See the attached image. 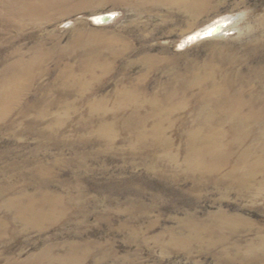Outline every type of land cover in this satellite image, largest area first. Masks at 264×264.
<instances>
[{
    "label": "rangeland",
    "instance_id": "obj_1",
    "mask_svg": "<svg viewBox=\"0 0 264 264\" xmlns=\"http://www.w3.org/2000/svg\"><path fill=\"white\" fill-rule=\"evenodd\" d=\"M161 11L162 20L150 13L139 19L128 8L100 3L58 11L11 45L0 29V70L14 49L29 52L44 43L51 54L6 117L9 126L1 129L0 123V264H264V124L250 123L256 133L245 144L227 133L220 146L234 158L217 173L199 174L187 167L186 131L200 115L198 107L174 114L167 127L172 148L148 150L154 138L137 143L121 123L114 125V140L100 137V118L89 117L88 102L60 87L66 70L69 83L80 79L98 97L133 84L153 93L196 80L230 83L239 73L252 86L259 84L264 48L255 55L244 45L264 42V0H211L196 20ZM103 13L117 18L100 26L94 19ZM230 17L236 18L228 26L231 35L185 43ZM117 38L128 43V53L109 43ZM142 61L154 62L150 73ZM244 85L238 80L235 87ZM62 92L71 96L70 108ZM38 99V107L23 116L22 107ZM251 106L259 108L250 104L249 111ZM41 110L47 111L43 117ZM249 149L250 168H236Z\"/></svg>",
    "mask_w": 264,
    "mask_h": 264
},
{
    "label": "bare ground",
    "instance_id": "obj_2",
    "mask_svg": "<svg viewBox=\"0 0 264 264\" xmlns=\"http://www.w3.org/2000/svg\"><path fill=\"white\" fill-rule=\"evenodd\" d=\"M95 3H100L101 6L111 4L115 7L128 8L138 18L150 13L156 14L162 20L165 17L161 10L170 9L167 13L169 18H172L173 15H184L188 19L190 17L196 20L200 14L206 12L211 0H0V21L8 24L7 27H0L4 33L1 39H5L6 44L11 45L29 27L35 29L40 23L43 24L52 20L54 12L70 11V9H78L79 7L86 9L89 5ZM2 13L6 15L3 19L1 18ZM106 16L111 17V20L105 21L104 17ZM116 18L117 14L103 13L96 15L94 21L103 26L112 24ZM138 22L139 20L135 21L136 27L139 25ZM234 22H236V18L230 17L210 24L192 34L185 43L193 45L200 41L229 36L231 34L228 26ZM171 25L174 27L175 22L172 21ZM163 27L165 29L166 24ZM12 32H16V35H12ZM111 42L109 43L116 47L120 44V54L130 51V46L123 40L117 38L116 42ZM244 46L246 49H252V53L256 55L260 49L264 48V42L256 39L251 41L248 47H246L247 45ZM50 56L51 54L44 43H41L29 52L14 49L2 59V69L0 70V123H4L11 110L21 104L22 96L32 89L43 67L44 60ZM230 62H232V66L236 63L235 60ZM140 64L147 73H150L154 62L142 61ZM256 71L260 82L258 85H255V82L253 86L250 77L248 78L239 73L236 75L237 80H230V83L222 84L215 81V83L208 85L202 80H196L190 85L175 88L167 87L153 93L148 90L146 85L133 84L129 87H120L114 93L101 97L96 95L97 89L83 84L80 79H74L73 83H69L66 80V74L71 72L70 70L63 71L58 82L60 87L74 89L82 100L88 102L89 117L90 115H97L100 118V128L96 131L100 137H106L107 139H105L110 141L114 140L112 138L115 132L114 125L121 123L123 130L132 131L135 134L137 143L144 144L145 139L154 138L152 143L154 145L149 144L145 147L148 150L155 146L166 151L172 148L167 137V130L168 126L172 125L174 114L185 110L191 105L196 109L198 107L200 115L193 116L192 125H188L187 128L189 129L186 130L189 136L187 149L189 162L187 161V167H191L193 171L199 174H213L229 165L234 158L233 155L225 154L220 146L222 138L227 133L232 134V136H239L242 139L240 141H244L245 144L246 139L255 137L256 133V130L249 127L250 123L264 124V67ZM94 77V74L91 75L92 79ZM238 80L245 82L244 87L241 89L235 87ZM91 90L93 92L90 93L92 96L88 98L87 94ZM62 94H64L63 99L69 102L66 105L70 108L72 103L69 98L71 96L65 92H62ZM181 99L184 100L181 101ZM177 100H180V103H175ZM254 103L259 108L251 106L249 111L248 106ZM39 104L38 99L33 105L26 108L22 107L23 116L32 108L36 109ZM46 112V110H41L40 117L45 116ZM110 119H113L115 123H110ZM224 122L230 123V127H224ZM135 123L140 124L142 127L135 128ZM148 123H151L150 129L146 130L144 128L147 127ZM8 126L4 123L1 129ZM199 144H202L201 148H199ZM133 151L136 153L134 149ZM252 151V149H249L247 157L241 161L239 160L240 163H237L236 168H250L248 158L252 156ZM259 164L257 168L260 167ZM255 166H252L253 170ZM244 185H248L246 181L242 183V186ZM25 217H27V213L23 216V219L27 222ZM2 223L0 222V226ZM226 224L227 228H232L231 223L227 222Z\"/></svg>",
    "mask_w": 264,
    "mask_h": 264
},
{
    "label": "water",
    "instance_id": "obj_3",
    "mask_svg": "<svg viewBox=\"0 0 264 264\" xmlns=\"http://www.w3.org/2000/svg\"><path fill=\"white\" fill-rule=\"evenodd\" d=\"M104 20H105V21H109V20H111V17L106 16V17H104Z\"/></svg>",
    "mask_w": 264,
    "mask_h": 264
}]
</instances>
